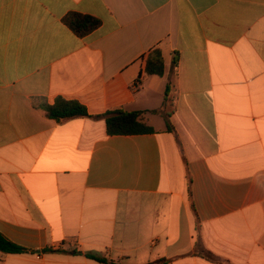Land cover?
<instances>
[{
  "label": "crops",
  "instance_id": "obj_1",
  "mask_svg": "<svg viewBox=\"0 0 264 264\" xmlns=\"http://www.w3.org/2000/svg\"><path fill=\"white\" fill-rule=\"evenodd\" d=\"M172 73L173 130L107 133ZM0 233L29 250L0 264H264V0H0Z\"/></svg>",
  "mask_w": 264,
  "mask_h": 264
},
{
  "label": "trees",
  "instance_id": "obj_2",
  "mask_svg": "<svg viewBox=\"0 0 264 264\" xmlns=\"http://www.w3.org/2000/svg\"><path fill=\"white\" fill-rule=\"evenodd\" d=\"M64 23L75 35L81 38L86 37L101 26L100 19L79 13L68 14L64 19ZM173 65H177V57H175ZM165 69L162 51L158 48L152 50L146 61V73L150 76L156 75L163 77L165 75ZM174 77V73L169 77L161 109L152 111L115 109L106 112L104 115L97 116L98 118L105 119L107 133L110 136L153 133L155 129L145 122V116L147 114L161 115L165 119L167 129L169 131L173 130L171 117L173 115L172 91L174 89ZM43 109L46 111L47 116L57 123H63L75 118L91 117L87 108L80 102L67 100L62 97L57 98L53 105L44 106ZM0 252L4 254H22L29 252V250L13 243L0 233ZM88 257L101 263H110L106 258H100L94 255H88Z\"/></svg>",
  "mask_w": 264,
  "mask_h": 264
}]
</instances>
